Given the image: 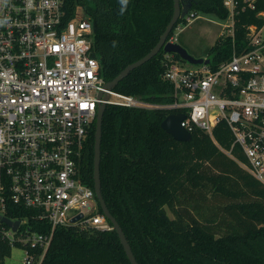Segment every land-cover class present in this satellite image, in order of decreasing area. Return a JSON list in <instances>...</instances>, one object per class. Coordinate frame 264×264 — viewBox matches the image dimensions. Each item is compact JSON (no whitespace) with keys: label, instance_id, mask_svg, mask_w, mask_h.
<instances>
[{"label":"trees","instance_id":"trees-1","mask_svg":"<svg viewBox=\"0 0 264 264\" xmlns=\"http://www.w3.org/2000/svg\"><path fill=\"white\" fill-rule=\"evenodd\" d=\"M182 1L192 3L189 14H214L222 20L229 16L224 0ZM236 1L234 34L220 36L207 52L212 69L246 48L248 26L264 27V18L259 17L264 0H256L254 7L250 1ZM66 2L67 18L82 8L92 21L94 54L106 82L158 44L174 13L173 0ZM183 23L185 19L170 37ZM165 59L161 51L115 90L152 103H172L173 86L163 79ZM172 113L111 105L104 115L102 193L136 260L139 264H264V185L235 160L245 162V157L239 146L233 147L228 125L221 122L215 127V140L195 129L190 142H178L161 126ZM95 128L96 122L80 163V177L91 187ZM35 229L47 230L44 225ZM9 255L11 246L1 242L0 258ZM42 264L131 262L114 230L69 226L56 230Z\"/></svg>","mask_w":264,"mask_h":264},{"label":"built area","instance_id":"built-area-1","mask_svg":"<svg viewBox=\"0 0 264 264\" xmlns=\"http://www.w3.org/2000/svg\"><path fill=\"white\" fill-rule=\"evenodd\" d=\"M247 1L254 7L256 0ZM66 3L0 0V240L11 254L21 248L23 264H42L58 228L113 230L94 187L80 177L100 104L181 113L182 127L200 129L213 140L215 127L225 122L233 147L245 157L235 160L264 185V27L248 26L246 48L217 69L166 54L163 79L173 86L174 101L158 104L106 87L92 21L82 8L67 18ZM236 5L224 0L227 36L234 34ZM197 18L191 13L184 19L189 25ZM181 28L170 42H177ZM3 218L20 224L14 230Z\"/></svg>","mask_w":264,"mask_h":264},{"label":"water","instance_id":"water-1","mask_svg":"<svg viewBox=\"0 0 264 264\" xmlns=\"http://www.w3.org/2000/svg\"><path fill=\"white\" fill-rule=\"evenodd\" d=\"M174 1V13L173 17L168 24L165 32L161 36L158 44L143 58L136 61L135 63L130 64L126 67L114 80L107 82L106 87L109 89H114L116 86L126 78L132 71L143 66L155 56H157L161 51L165 54H176L179 55L182 60L188 62L192 65H201L203 63L209 64L211 60L209 58H196L192 56L188 50H186L178 42L172 43L169 41L170 36L180 20H183L190 12L192 8V3H184L182 0H173ZM107 106L105 104H100L98 107L97 119H96V128H95V157H94V189L100 204L101 210L104 215L109 219L113 226V230L119 236L122 246L124 247L125 253L130 260L131 264H139L134 256L131 245L120 226L118 220L111 214L110 210L107 207V204L104 200L102 193V182H101V157H102V136H103V121L104 115L106 112ZM186 115L177 113L170 114L161 124L163 130L174 138L178 142H190L192 140V133L187 131L182 127V122L185 121ZM80 217L75 218L73 222L79 220ZM3 221L13 226L16 230L20 224L19 221L12 222L7 218H3Z\"/></svg>","mask_w":264,"mask_h":264},{"label":"rangeland","instance_id":"rangeland-1","mask_svg":"<svg viewBox=\"0 0 264 264\" xmlns=\"http://www.w3.org/2000/svg\"><path fill=\"white\" fill-rule=\"evenodd\" d=\"M229 23L228 18L222 20L214 14L201 13L199 18L192 24H180L183 30H176L178 33L177 42L184 48L186 47L185 49L192 56L198 57L208 52L212 45H214V40H217L222 35L227 36L230 33V29L226 28ZM185 63L188 64V62ZM170 215L173 217L171 213ZM25 258L26 253L23 249L14 248L11 256L7 258L6 264H23Z\"/></svg>","mask_w":264,"mask_h":264},{"label":"crops","instance_id":"crops-1","mask_svg":"<svg viewBox=\"0 0 264 264\" xmlns=\"http://www.w3.org/2000/svg\"><path fill=\"white\" fill-rule=\"evenodd\" d=\"M215 41H216V40H214V43H215ZM214 43H213V44H214ZM188 44H189V43H188ZM189 45H191V44H189ZM212 46H213V45H212ZM185 48H186V47H185ZM194 57H196V58H206V57H208V56H207V52H206L205 54H201V55H199L198 57H197V56H194Z\"/></svg>","mask_w":264,"mask_h":264}]
</instances>
